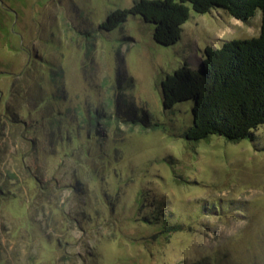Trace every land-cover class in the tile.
<instances>
[{"label": "rangeland", "instance_id": "obj_1", "mask_svg": "<svg viewBox=\"0 0 264 264\" xmlns=\"http://www.w3.org/2000/svg\"><path fill=\"white\" fill-rule=\"evenodd\" d=\"M136 1L0 0V264H264V126L189 142L161 89L262 12L192 10L171 47L140 17L99 30Z\"/></svg>", "mask_w": 264, "mask_h": 264}, {"label": "trees", "instance_id": "obj_2", "mask_svg": "<svg viewBox=\"0 0 264 264\" xmlns=\"http://www.w3.org/2000/svg\"><path fill=\"white\" fill-rule=\"evenodd\" d=\"M192 10L200 15L224 10L244 23L261 11V31L252 39L224 41L215 49L207 47L200 66L193 68L185 63L166 75L161 82L163 109L172 112L179 104L191 103L180 106L189 114L191 109V124L183 133L189 142L211 136L234 143L249 138L259 148L256 133L264 126V0H137L131 8L109 14L98 28L112 32L130 16L140 17L153 27L156 43L171 47L181 40L182 27ZM115 114L124 117L120 111ZM150 119L148 113L140 118L131 110L126 120L147 128L162 125ZM259 150L264 151V147ZM163 229L165 234L175 232Z\"/></svg>", "mask_w": 264, "mask_h": 264}]
</instances>
